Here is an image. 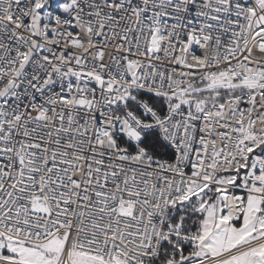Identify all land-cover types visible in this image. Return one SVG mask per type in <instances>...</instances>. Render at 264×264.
Returning a JSON list of instances; mask_svg holds the SVG:
<instances>
[{"label":"snow or ice","instance_id":"6c2138e0","mask_svg":"<svg viewBox=\"0 0 264 264\" xmlns=\"http://www.w3.org/2000/svg\"><path fill=\"white\" fill-rule=\"evenodd\" d=\"M0 264H264V0H0Z\"/></svg>","mask_w":264,"mask_h":264}]
</instances>
